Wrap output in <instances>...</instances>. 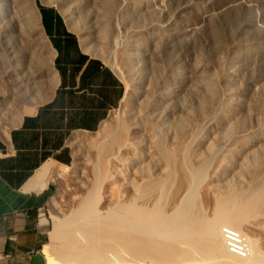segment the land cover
Returning <instances> with one entry per match:
<instances>
[{
	"label": "rangeland",
	"instance_id": "1",
	"mask_svg": "<svg viewBox=\"0 0 264 264\" xmlns=\"http://www.w3.org/2000/svg\"><path fill=\"white\" fill-rule=\"evenodd\" d=\"M39 8L59 12L83 51L110 67L124 86L120 105L96 131L69 140L72 160L57 168L44 206L43 262L49 216L70 208L82 189L78 181L114 137H123L131 150L120 164L134 159L152 169L148 150L161 159L170 175L157 177L166 182L169 200L187 187L193 168H202L195 203L206 216L219 193L264 188V0H0V84L28 97L27 106L31 99L46 101L53 87L54 50ZM260 206L240 230L264 252ZM195 261L218 259L198 255Z\"/></svg>",
	"mask_w": 264,
	"mask_h": 264
},
{
	"label": "bare ground",
	"instance_id": "2",
	"mask_svg": "<svg viewBox=\"0 0 264 264\" xmlns=\"http://www.w3.org/2000/svg\"><path fill=\"white\" fill-rule=\"evenodd\" d=\"M110 141L99 147V157L86 179L78 181L82 189L71 198L70 208L65 212L58 210V217L49 216V243L41 250L45 264H193L198 255L218 259L211 264H264V252L257 250L240 230L249 218L258 215L259 206L264 203V188L242 195L215 192L211 215L206 216L195 203L197 188L205 178L202 168H191L187 187L169 200L166 182L157 177L165 172L170 175L167 166L159 163L161 159L158 162L156 156L149 154L153 151L148 150L145 156L152 169L134 159L132 164H120L119 158L131 150L123 137ZM49 202L53 206L54 199ZM223 229L236 234V240H243L240 254L229 252Z\"/></svg>",
	"mask_w": 264,
	"mask_h": 264
},
{
	"label": "crops",
	"instance_id": "3",
	"mask_svg": "<svg viewBox=\"0 0 264 264\" xmlns=\"http://www.w3.org/2000/svg\"><path fill=\"white\" fill-rule=\"evenodd\" d=\"M41 23L54 50L47 100L27 106L0 84V264H45L44 206L57 168L72 160L69 140L96 131L124 96L120 78L83 51L59 12L45 8Z\"/></svg>",
	"mask_w": 264,
	"mask_h": 264
},
{
	"label": "built area",
	"instance_id": "4",
	"mask_svg": "<svg viewBox=\"0 0 264 264\" xmlns=\"http://www.w3.org/2000/svg\"><path fill=\"white\" fill-rule=\"evenodd\" d=\"M223 231L225 232V236H224L225 237V243H226V246H227V249L229 250V252L240 254L241 249L245 245L243 240L242 239L236 240L234 238V236H236V234H234V233H232L226 229H223ZM228 239L230 240V242L227 241ZM234 242H236V244ZM237 245H240V246L238 247Z\"/></svg>",
	"mask_w": 264,
	"mask_h": 264
},
{
	"label": "trees",
	"instance_id": "5",
	"mask_svg": "<svg viewBox=\"0 0 264 264\" xmlns=\"http://www.w3.org/2000/svg\"><path fill=\"white\" fill-rule=\"evenodd\" d=\"M39 10H40L41 18L43 19L44 15H45V9L39 8Z\"/></svg>",
	"mask_w": 264,
	"mask_h": 264
}]
</instances>
